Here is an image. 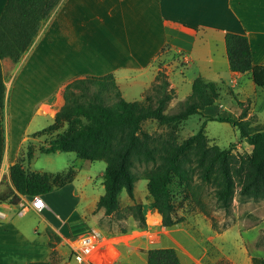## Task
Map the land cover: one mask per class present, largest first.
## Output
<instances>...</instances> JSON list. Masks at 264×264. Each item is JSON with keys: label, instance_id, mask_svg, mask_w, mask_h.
Here are the masks:
<instances>
[{"label": "crops", "instance_id": "0c3cea01", "mask_svg": "<svg viewBox=\"0 0 264 264\" xmlns=\"http://www.w3.org/2000/svg\"><path fill=\"white\" fill-rule=\"evenodd\" d=\"M6 3L7 0H0V16ZM227 32L248 36L254 63H264V0H60L24 57L15 64L9 57L1 59L6 97L5 107L0 106V188L3 178L13 186L10 166L18 160L23 143L34 138L32 134L43 129V125L54 121L65 102L64 87L75 78L113 73L123 96L140 100L158 71L171 70L181 59L184 65L176 71L181 74L180 84L193 83L201 75L222 89L226 86L234 98L229 106L233 112L221 111L225 107L221 102L206 106L204 115L236 119L242 112L239 104L249 100L246 118L251 121L254 111L261 114L264 109V88L254 82L250 72L231 70ZM164 53L175 54L174 64L162 66L158 59ZM171 87L177 97L174 80ZM204 115L201 116L205 118ZM38 118L42 125L32 127ZM79 175L80 171L71 182L42 195L47 202L42 211L30 207L28 195L20 194L16 205L2 202L8 216L0 219L1 264L48 261L53 250L60 258L56 264H80L71 257L70 240L93 227L102 229L95 215L86 216V208L76 216L83 223L79 231L74 228V213L70 216L58 212L57 219L47 216L53 211L50 197L55 193L66 190L68 195L69 191L68 198H74L77 205L80 194L75 181ZM98 200L90 207L94 208ZM30 210L37 211L45 223L42 247L36 238L31 239L21 221ZM216 233L215 244L228 249L232 264H264V249L258 245L264 236V218L248 227L236 224ZM108 237L115 243L120 258L119 242ZM128 240L120 243L128 245ZM215 244L212 238L199 244L195 252L200 262L215 249ZM16 255L20 256L18 261Z\"/></svg>", "mask_w": 264, "mask_h": 264}, {"label": "trees", "instance_id": "16d2710c", "mask_svg": "<svg viewBox=\"0 0 264 264\" xmlns=\"http://www.w3.org/2000/svg\"><path fill=\"white\" fill-rule=\"evenodd\" d=\"M60 0H7L0 16V106L6 97V84L1 59L11 58L17 62L28 51L41 27ZM226 49L230 68L237 72H250L254 82L264 88V63H254L248 36L227 32ZM176 97L169 77L160 69L154 82L146 89L143 99L127 100L113 73L75 78L64 87V105L56 113L49 126L33 135L53 134L48 145H41L43 153L57 151L75 152L78 157L89 160H104V194L100 196L94 213L104 209V214L126 213L140 219L146 225L141 204L128 205L120 210V194L125 190L135 199L134 171L138 162H152L147 172L148 190L152 196L151 206L163 215V223L173 226L182 221L172 194V181L178 180L191 186L198 183L213 188V196L220 206L229 210L235 194L239 197L264 198V128H254L242 111L238 118L204 115L203 109L222 98V87L215 81L198 75L192 90L177 109L169 104ZM108 99H112L111 102ZM204 115L206 121L219 120L237 126L251 150L235 152L233 146L221 147L212 143L205 132L206 122L200 129L182 141L177 130L192 115ZM158 121L166 132L144 131L145 120ZM68 126L61 128L62 122ZM56 132V133H55ZM55 133V134H54ZM35 156L34 145H29L27 158ZM73 172L29 171L22 159L10 166L13 186L0 191V201L18 204L22 195L33 197L52 192L73 180ZM50 236L53 234L50 231ZM161 264H182L175 248H159ZM57 251L50 260L30 264H56Z\"/></svg>", "mask_w": 264, "mask_h": 264}, {"label": "rangeland", "instance_id": "374dc122", "mask_svg": "<svg viewBox=\"0 0 264 264\" xmlns=\"http://www.w3.org/2000/svg\"><path fill=\"white\" fill-rule=\"evenodd\" d=\"M167 55L164 53L158 59L162 66L165 64H174V60L176 59L175 54L169 53ZM180 60L181 59L177 60L179 62L176 66L173 65L171 70L169 69L168 71L165 70L167 68L164 69L165 72H169H167V75L170 83L174 80L178 85L177 97L175 99L173 98L169 104L170 110L177 109L180 105V101L184 100L192 90L191 82L187 81L182 84L179 83L181 74L176 73L177 67L180 68L184 65ZM19 61L13 62L12 60L11 62L15 64ZM169 61L172 62L169 63ZM108 101L111 102L112 99H108ZM233 101L234 98L228 91V88L223 86L222 101H218L215 104L219 105L222 102L225 107L221 108V111H232L229 106ZM239 105L242 108V111L245 110L248 115L250 101L248 100ZM262 106H264V104H262ZM4 107L5 103L3 108ZM239 111L240 110H238V112ZM5 114V109H3V120L6 118ZM250 119L254 128H264V109L261 114L254 111ZM204 122H206L205 132L212 143H217L221 147L233 146L235 152L240 153L249 152L251 150L249 142L241 137L240 130L237 126L226 121H205V118L199 114L190 116L179 125L177 130L178 140L182 141L198 131ZM42 123V119L38 118L36 121H33L32 127L42 125ZM48 124L50 125V121L42 127L45 128ZM142 125L144 131L154 134L167 131L165 126H160L158 121L153 119L145 120ZM67 126V122L64 121L62 122L61 128L56 131L65 130ZM52 136L53 134H43L38 136L32 134V137L34 138H30L23 143L18 159H22L24 167L29 171L49 173H56L58 171L68 173L69 171H72L73 177H75L80 171V178L75 181V186L80 194V200L77 205L74 204V198H72V200L68 198L69 191L68 195H65L66 190L61 193H55L50 197L53 204V211L47 213V216L48 218L57 219L56 213L58 212L70 216L74 213L75 215L73 217L77 218L75 220L77 221V224L74 228L75 231H79L80 227L83 226V223L80 217L76 216L82 215V212L87 208L85 212L86 216L94 214L97 218V225L101 227L108 236L119 242L118 247L121 250V256L112 264H161L157 253L158 249L172 247L175 248L182 264H232L226 253L228 249L218 248L215 244L218 238H216V231L221 232L222 230L236 224H240L241 227H248L253 225L258 219L264 218V198L262 197H239L238 194H235L230 209L226 210L216 201L211 186L198 183V179H196L189 187L184 183H179L178 180L175 179L171 184L172 194L177 207V214L182 218V221L169 227L163 223V215H160V222L155 223L153 218H155L157 214V209H154L151 206L152 196L149 193L147 185V172L152 168V162H138L135 165L134 171L137 174L134 189L135 199H132L124 190L120 194L119 200L120 210L122 212H124L123 210L128 205L135 203L141 204L146 220L145 226L141 227L139 225L140 219L138 217L126 215V213H115L111 216H107L104 214V209L94 213L95 206L94 208L90 206L95 205V200L99 199L105 191L103 174L106 168V162L104 160L82 159L78 157L75 152H40L38 147L41 145H48L49 139ZM29 145H34L35 147V156L31 160H28L27 158V149ZM83 162H85V164ZM89 177H91V180H89ZM8 186H10L9 181L7 178H3L0 191L7 189ZM4 203L11 204L8 201H4ZM21 221L31 239L35 240L36 238V242L42 247L45 223L39 213L30 210ZM87 224L89 223L87 222ZM165 229H167V232ZM127 234L131 236L124 237V235ZM129 238H133L134 241L131 242L128 240ZM210 238L214 241L215 249L209 253L208 257L202 263L200 262L201 258H199L198 253L195 251L204 239ZM123 239H127L129 244L125 245L120 243ZM258 245L264 249V236L260 239ZM191 252L193 254H191ZM19 259L20 256L16 255L15 260L18 261ZM59 259L60 258H58V261ZM2 262L3 258L0 257V264Z\"/></svg>", "mask_w": 264, "mask_h": 264}, {"label": "built area", "instance_id": "2783aa9c", "mask_svg": "<svg viewBox=\"0 0 264 264\" xmlns=\"http://www.w3.org/2000/svg\"><path fill=\"white\" fill-rule=\"evenodd\" d=\"M29 205L37 211H42L47 207V202L42 195H35L31 197ZM7 216L0 201V219ZM114 244L102 229L93 227L71 237V257L80 264H112L119 258V251Z\"/></svg>", "mask_w": 264, "mask_h": 264}, {"label": "bare ground", "instance_id": "6f19581e", "mask_svg": "<svg viewBox=\"0 0 264 264\" xmlns=\"http://www.w3.org/2000/svg\"><path fill=\"white\" fill-rule=\"evenodd\" d=\"M160 215L161 214L157 213L156 216H155V218H153V220H154L155 223H159L160 222V220H161V216Z\"/></svg>", "mask_w": 264, "mask_h": 264}]
</instances>
